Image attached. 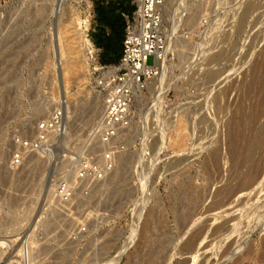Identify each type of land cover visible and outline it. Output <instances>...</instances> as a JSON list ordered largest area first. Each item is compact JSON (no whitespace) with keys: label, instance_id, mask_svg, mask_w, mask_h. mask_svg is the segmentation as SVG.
I'll return each instance as SVG.
<instances>
[{"label":"rangeland","instance_id":"1","mask_svg":"<svg viewBox=\"0 0 264 264\" xmlns=\"http://www.w3.org/2000/svg\"><path fill=\"white\" fill-rule=\"evenodd\" d=\"M100 1L0 3V244L5 246L3 254L7 250L2 264L26 260L30 235L33 264H258L264 238V177L215 206L218 178L211 162L232 121V128L246 135V169L251 161L264 165V144L254 141L264 131V0H190L194 5L184 3V8L173 6L178 0L165 2L168 51L160 82L166 91L174 89L170 95L178 101L176 109L162 117L149 113L145 99L135 102L134 120L123 137L127 148L115 154L109 174L86 183L74 180L73 196L64 202L54 193L56 184L62 178L72 182L77 154L91 149L87 134L98 118L97 111H90L97 97L102 107L96 77L103 50L91 38ZM211 1L213 8H208ZM206 9L217 19L215 34L207 32L195 44L187 43L181 30L193 29ZM71 12L76 16L74 29L84 32L77 57L56 51ZM199 48L202 67L194 66L198 57L190 54ZM72 57L84 61L86 72L80 73L86 78L79 85L81 74L71 76L68 90L84 88L75 94L74 105L63 95L70 139L54 158L31 154L11 167L13 136H31L37 120L63 98L57 64H67ZM147 64H153L152 56ZM189 67L187 75L183 71ZM54 87L56 101L51 97ZM45 103V110L34 115L37 105ZM177 114L185 122L184 138L180 149H172L167 145L175 136ZM242 116L246 122L239 126ZM159 129L167 134L159 135ZM96 144L91 154L100 159L101 146ZM242 170L241 162L224 168L227 179ZM236 198L239 204L230 205ZM226 207L235 213L230 238L222 234L223 241L219 236L222 242L212 245H204L206 236L199 242L186 240L194 225ZM143 231L149 246L143 244Z\"/></svg>","mask_w":264,"mask_h":264},{"label":"built area","instance_id":"2","mask_svg":"<svg viewBox=\"0 0 264 264\" xmlns=\"http://www.w3.org/2000/svg\"><path fill=\"white\" fill-rule=\"evenodd\" d=\"M12 0H0V3H8ZM167 0H130L133 5L131 13H121L124 21V36L122 49L118 61L114 64L98 66L96 86L102 94V115L88 132L87 140L90 151L77 154L74 160V178L86 182L89 180H103L113 167L115 154L127 148V142L123 140L126 129L131 125L133 115L132 107L136 94L148 97L147 107L149 113L157 116H169L176 109L178 102L172 98L170 89L166 95L160 97V91L149 93L147 89L149 81L158 74L156 62L161 61L167 46L166 29L164 27L163 10ZM192 3L190 0H178L174 2L175 8H184V3ZM213 1L208 8H213ZM194 4L192 3V6ZM191 6V7H192ZM185 14H182V17ZM213 11H204L199 16L195 27L191 30H181L182 39L189 44H195L196 39L205 33L215 34L212 27L217 19ZM179 22V19H178ZM197 56L195 65L200 67L205 61L200 60L204 55L199 49L190 53ZM153 57V64L148 65L147 59ZM195 59V58H194ZM193 62V61H192ZM192 67L183 72L187 75ZM206 69V68H205ZM182 74L179 77H181ZM66 99L61 98L45 116L37 120L31 136L14 135L11 142L13 151L9 159L11 167L22 164L25 158L31 154L54 158L56 150L61 147L63 139L69 135L68 113L66 111ZM98 143L101 146L100 159L92 156L93 147ZM74 188L67 178L59 180L55 187V195L60 200L67 202L72 198Z\"/></svg>","mask_w":264,"mask_h":264},{"label":"bare ground","instance_id":"3","mask_svg":"<svg viewBox=\"0 0 264 264\" xmlns=\"http://www.w3.org/2000/svg\"><path fill=\"white\" fill-rule=\"evenodd\" d=\"M165 5H166V3L164 4V8H165ZM251 7H252V4H249L247 9H250ZM71 14H72V12H71ZM71 16L72 17H69V18H71L70 24L68 25V27H65V29H64V36H63L62 43H61L60 47L57 46L56 51H57L58 55L64 54L65 56H76L77 57V54H79L78 45H77V44H79L78 39H80V36L83 37L82 33H84V32L81 33V32H78L80 29L79 30L77 29L78 31H76L74 29L73 22L75 19H73V17H76V16H74L73 14ZM163 19H164V10H163ZM80 31H82V30H80ZM166 36H167V33H166ZM79 42H80V40H79ZM167 51H168V48H167L166 52ZM166 52L164 51L161 61L156 62V65L158 66V69H159L158 74L156 77L152 78L153 81H152V79L149 81L148 87H147L150 94L153 93L154 90L160 91V93H161L160 97L166 95V93L168 92V91H166L165 85L164 84L162 85V83L160 82V79L162 78L163 73H164L163 71H164V67H165ZM85 66L86 65L84 64V61H81L79 59L76 60L75 57H74V59L72 57V59H70V61L67 64H65L63 62L57 64V70H56L57 72L56 73L58 74L57 76L59 77V79H61L62 85H63V93L64 94H62V97L64 95V97L66 99H69L70 104H73L75 102V100H76L75 94L76 93H81L84 91L83 86L78 87V88L76 87L73 89V91L68 90L70 88L71 76L72 75L75 76V74L78 75V73L85 71L86 70ZM85 72L83 74L80 73L81 76L80 75L79 76H80L81 82L78 83V81H77V84H79V85L84 84V81H82V80L84 78H86ZM52 78L54 79L55 76L52 75ZM258 88H260V86ZM54 91H55V87L53 88V90L51 92V95H52L51 97H53V99H55V101H56L58 99V96H56ZM260 93L264 96V87L260 90ZM142 96H143V94H141V93L136 94L134 103L137 102L139 104L140 99L143 98ZM147 99H148V97H145V100H147ZM57 101H59V100H57ZM98 104H99V108H98ZM101 104H102V101H101ZM46 105H47L46 103L42 104L40 106L37 105L38 107L36 106L37 108L34 112V115L42 113L45 110ZM102 108L103 107H101V110H100V102H98V97H97L96 103L91 106V110H90L91 112H96V111L98 112V116H97L98 118L94 122L93 125H95L97 122H99L101 115H102ZM73 110L74 111L76 110L75 107ZM71 113H72V111H70V114ZM134 117H135V111L133 112V115L131 117V124L134 120ZM68 118H69V116H68ZM160 119H161V117H160ZM245 122H246V117H243V116L240 117L238 120L239 126H242V124ZM174 123L175 124L173 127V132L175 133V136L171 137V138L168 137L169 139H168V145L167 146H169L172 149H180L182 147V140L184 138L183 130L185 129V122L183 121L182 116L177 114L176 118L174 120ZM228 126H229V129L230 130L232 129V130L228 131L224 135V139L222 140L223 145L221 146V148L219 147V149L213 154L212 162H211L212 168L216 172L217 178H218V179L216 178L217 179L216 183L218 184V186H217V191H216L215 202L213 203V205H215V206L220 205V202L222 201V197H229V196H231V195H233L239 191H241V192L245 191L246 192V190L251 189L252 185L256 182V180L259 177L260 178H261V176L264 177V175H263L264 174V165L262 163L251 161L248 168L246 169V135L242 130L237 131L236 129L232 128V121ZM130 127H131V125L126 129V131ZM158 134L159 135H165L167 133L164 132L163 130L159 129ZM69 139H70L69 135H67V137L65 139H63V141L61 143V148H63V145L66 142H68ZM242 139H244V142L242 144H239L238 142ZM254 141L256 144H264V131L260 132L255 137ZM92 149H93V151L97 150L98 145L94 146ZM39 156H41V155H39ZM29 158H31V157H29ZM240 162L242 163V166L245 167V170H242L239 173H237L236 176H234L232 178L230 177L229 179H227L226 178V176H227L226 171L224 172V168L231 166V165H236ZM239 165H241V164H239ZM71 180H72L71 183H73V181L76 179L72 178ZM89 181L91 182L92 180H89ZM239 202H240L239 199L236 198L232 201V203H230V205L232 204V206H235V205H238ZM55 204H56V202H55ZM230 209H231V207H226V209H219V211H216L215 213L210 215L208 219L205 220V218H204V221H201L197 225H194V229L192 230V232H190V234L186 240H191V241L194 240V241L199 242V240L203 236H206L207 242L204 243V245H212V244H215V242H217L219 240L218 238L222 234L226 235V237H225L226 239L230 238L233 235L232 232H234L233 231L234 229H231V223H232V221H234L233 220V214H235L233 212H232V214L229 213ZM59 210L60 209H58V212H59ZM225 212H227L228 214L226 216H223V213H225ZM219 218H221V219H219ZM222 237L223 236H220L221 239H222ZM27 238H28L27 239V251H26V258H25L26 260L25 261L23 260L19 264H33L32 263V261H33V258H32V256H33V254H32L33 239L31 237V235ZM223 239H222V241H223ZM219 241L222 242L221 240H219ZM0 242H3V241H0ZM220 242H218V243H220ZM10 243H12V242H10ZM149 243H150L149 238L146 236V232H144L143 233V244L146 246H149ZM8 246H9V244H8ZM8 246L6 248H8ZM4 249H5V246L0 244V264H2L1 260L4 261L7 258L5 255L7 250L5 251V254H3ZM20 254L23 255L22 253H20ZM246 254H248V253H246ZM258 254L259 255L256 258L257 263L258 264H264V238H263V241L261 244V249H260ZM24 255H25V253H24ZM19 257L22 258V256H19ZM17 261H21V260H17ZM8 264H11V263L9 262Z\"/></svg>","mask_w":264,"mask_h":264},{"label":"trees","instance_id":"4","mask_svg":"<svg viewBox=\"0 0 264 264\" xmlns=\"http://www.w3.org/2000/svg\"><path fill=\"white\" fill-rule=\"evenodd\" d=\"M133 6L127 0H101L96 4V21L92 31V41L102 48L100 62L103 65L118 61L124 36L125 21L123 11L131 13Z\"/></svg>","mask_w":264,"mask_h":264}]
</instances>
